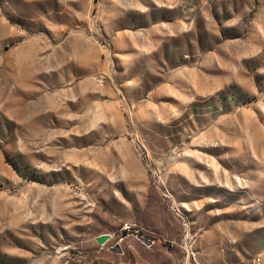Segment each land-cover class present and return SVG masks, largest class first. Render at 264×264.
<instances>
[{
	"label": "rangeland",
	"instance_id": "obj_1",
	"mask_svg": "<svg viewBox=\"0 0 264 264\" xmlns=\"http://www.w3.org/2000/svg\"><path fill=\"white\" fill-rule=\"evenodd\" d=\"M0 264H264V0H0Z\"/></svg>",
	"mask_w": 264,
	"mask_h": 264
},
{
	"label": "water",
	"instance_id": "obj_2",
	"mask_svg": "<svg viewBox=\"0 0 264 264\" xmlns=\"http://www.w3.org/2000/svg\"><path fill=\"white\" fill-rule=\"evenodd\" d=\"M139 239L142 240L144 243L146 244H150L152 241H150L149 239L143 237V236H140L138 235ZM109 238V235L107 234H103V235H100L97 237V242L98 243H104L105 241H107Z\"/></svg>",
	"mask_w": 264,
	"mask_h": 264
}]
</instances>
